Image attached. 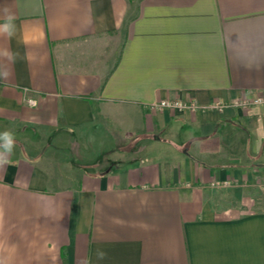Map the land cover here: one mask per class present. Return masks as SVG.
I'll return each instance as SVG.
<instances>
[{
	"label": "crops",
	"instance_id": "obj_1",
	"mask_svg": "<svg viewBox=\"0 0 264 264\" xmlns=\"http://www.w3.org/2000/svg\"><path fill=\"white\" fill-rule=\"evenodd\" d=\"M5 23L0 264H264V105L212 106L264 96V0H0Z\"/></svg>",
	"mask_w": 264,
	"mask_h": 264
},
{
	"label": "built area",
	"instance_id": "obj_2",
	"mask_svg": "<svg viewBox=\"0 0 264 264\" xmlns=\"http://www.w3.org/2000/svg\"><path fill=\"white\" fill-rule=\"evenodd\" d=\"M28 102L30 104H36V100L34 98H29ZM264 105V96L258 95L252 99H243L240 101L236 102H224V101H217L215 102L212 106L217 108V109H224L229 106H234V105H242L243 107H248L250 105ZM148 107L153 109V110H159L163 109L165 107H170V108H179V109H196L197 105L193 102H185L181 100L177 101H168V100H161L158 102H151L148 104Z\"/></svg>",
	"mask_w": 264,
	"mask_h": 264
},
{
	"label": "clouds",
	"instance_id": "obj_3",
	"mask_svg": "<svg viewBox=\"0 0 264 264\" xmlns=\"http://www.w3.org/2000/svg\"><path fill=\"white\" fill-rule=\"evenodd\" d=\"M10 23H5L4 25L0 26V31L9 32L11 29ZM0 141H3L2 144H0V167L10 163V155L12 154L13 148H14V139L12 135L8 132H5L3 134H0ZM97 259H104L106 256V253L97 250L96 252Z\"/></svg>",
	"mask_w": 264,
	"mask_h": 264
}]
</instances>
